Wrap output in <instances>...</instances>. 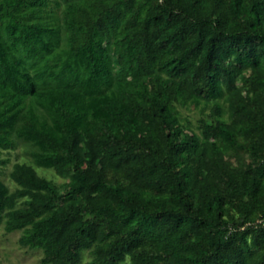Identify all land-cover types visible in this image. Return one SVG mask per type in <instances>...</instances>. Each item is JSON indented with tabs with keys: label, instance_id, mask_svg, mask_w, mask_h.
Here are the masks:
<instances>
[{
	"label": "trees",
	"instance_id": "1",
	"mask_svg": "<svg viewBox=\"0 0 264 264\" xmlns=\"http://www.w3.org/2000/svg\"><path fill=\"white\" fill-rule=\"evenodd\" d=\"M47 3L0 0V225L43 264H264V0Z\"/></svg>",
	"mask_w": 264,
	"mask_h": 264
},
{
	"label": "rangeland",
	"instance_id": "2",
	"mask_svg": "<svg viewBox=\"0 0 264 264\" xmlns=\"http://www.w3.org/2000/svg\"><path fill=\"white\" fill-rule=\"evenodd\" d=\"M56 1L57 0H48L43 15L46 17V15L50 14L52 10L55 14L54 19L59 22L58 17H61V6H56ZM152 77L153 75L149 76V78ZM179 110L181 121L184 122V119L190 121V129H185L183 131V134L185 135L190 133L191 129H196L200 114L198 109L194 108L192 105L179 107ZM15 143L16 145L14 149L2 151V157L6 158L7 163L0 168V179L8 185L10 190H14L16 187L9 178L12 164L19 161L31 162V158L28 154L30 145L18 138H15ZM231 161L235 164L237 158L231 157ZM35 169L40 176L49 179L61 192H65L72 186L68 173L59 175L52 168L36 167ZM21 232V230H18L7 233L3 224L0 225V264H43L41 262L43 252L40 248H29L19 244L18 240ZM90 256L89 250L83 251L80 264H84L85 261L90 259Z\"/></svg>",
	"mask_w": 264,
	"mask_h": 264
}]
</instances>
